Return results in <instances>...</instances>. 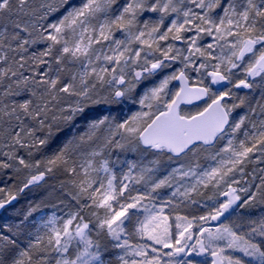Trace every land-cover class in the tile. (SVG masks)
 <instances>
[{"label": "snow or ice", "instance_id": "1", "mask_svg": "<svg viewBox=\"0 0 264 264\" xmlns=\"http://www.w3.org/2000/svg\"><path fill=\"white\" fill-rule=\"evenodd\" d=\"M0 176V264H264V0H0Z\"/></svg>", "mask_w": 264, "mask_h": 264}, {"label": "trees", "instance_id": "2", "mask_svg": "<svg viewBox=\"0 0 264 264\" xmlns=\"http://www.w3.org/2000/svg\"><path fill=\"white\" fill-rule=\"evenodd\" d=\"M119 2L123 3V0H119ZM77 123L79 124L80 129H82L85 126V121L81 118H78ZM60 135L64 136V133L62 132ZM53 147H55V145H53ZM44 153L51 154L49 149H42L40 153H37V155L43 156ZM21 154L26 155V153L23 150H21ZM3 179H6V177L0 176V181H2ZM52 183L58 184V180L51 179L49 181V185H45L44 187L34 188L31 191L26 190L24 193H21L17 201H14L13 204L8 206L6 210H2L0 212V222L15 221L17 219V213L22 214L23 212L27 210L30 204L37 203L42 199H44L45 202L49 204V207L45 208L44 210L51 208V204L57 202L55 196H48V189ZM18 185H19V181H16L15 186H18ZM0 186L12 187L13 191H15V186H13L11 182L8 185H0Z\"/></svg>", "mask_w": 264, "mask_h": 264}, {"label": "rangeland", "instance_id": "3", "mask_svg": "<svg viewBox=\"0 0 264 264\" xmlns=\"http://www.w3.org/2000/svg\"><path fill=\"white\" fill-rule=\"evenodd\" d=\"M134 110H135V109H134ZM237 111L242 113L243 110H241V109H237ZM55 210H56V209L48 208L47 210H44V212L47 213V214H51V212H52V211H55ZM1 211H2V210H0V212H1ZM36 215L39 216L40 214L37 213Z\"/></svg>", "mask_w": 264, "mask_h": 264}]
</instances>
